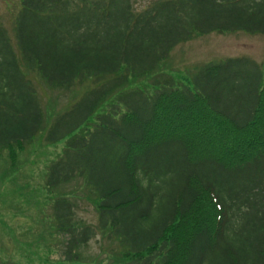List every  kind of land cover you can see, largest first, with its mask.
<instances>
[{
    "label": "trees",
    "instance_id": "16d2710c",
    "mask_svg": "<svg viewBox=\"0 0 264 264\" xmlns=\"http://www.w3.org/2000/svg\"><path fill=\"white\" fill-rule=\"evenodd\" d=\"M136 1L20 0L17 49L0 20V150L15 160L39 132L65 140L50 187L92 185L97 227L123 264H264L262 67L228 57L192 86L162 68L194 36L264 33V0ZM33 81L67 90L66 109L42 107ZM164 184L171 201L152 220ZM52 209L61 261L82 262L95 227L67 198Z\"/></svg>",
    "mask_w": 264,
    "mask_h": 264
},
{
    "label": "rangeland",
    "instance_id": "374dc122",
    "mask_svg": "<svg viewBox=\"0 0 264 264\" xmlns=\"http://www.w3.org/2000/svg\"><path fill=\"white\" fill-rule=\"evenodd\" d=\"M152 1L155 0H137L135 9L142 10ZM20 6V0H0V20L14 48V22ZM228 57H246L260 64L264 75V33L231 31L194 36L176 45L162 68L173 75L176 82L192 86V79L202 65ZM86 85L88 82L77 84L74 90L81 92ZM33 86L42 107L53 108L54 112L66 109V101L70 99L67 90L51 91L34 81ZM44 134L39 132L23 149L14 147L15 160H11L7 148L0 150V264H123L118 258L121 249L117 240L109 231L97 227L92 185L88 192L78 178L56 190L51 189L47 172L60 157L65 140L49 143ZM174 188L162 185L156 205L151 207L152 220L160 219L161 208L169 205ZM56 192L70 196L74 217L96 229V235L78 248L80 263L61 261L64 236L56 233L51 216ZM147 204L144 202L142 206Z\"/></svg>",
    "mask_w": 264,
    "mask_h": 264
}]
</instances>
